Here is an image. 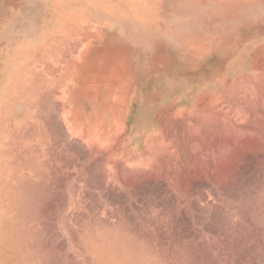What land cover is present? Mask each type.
I'll return each mask as SVG.
<instances>
[{"label": "rangeland", "instance_id": "obj_1", "mask_svg": "<svg viewBox=\"0 0 264 264\" xmlns=\"http://www.w3.org/2000/svg\"><path fill=\"white\" fill-rule=\"evenodd\" d=\"M64 7L80 10L63 23L77 31L93 15L81 10L106 9L0 0V13L12 15L0 18V102L18 50L36 43L40 12ZM141 10L143 24L172 22L175 35L189 36L190 57L200 54L211 86L191 109L149 102L152 113L138 124L150 134L139 151L92 156L84 141L62 136L63 174L42 162L50 173L32 178L41 191L29 195L22 131L13 126L21 113L0 106V264H264V0H141ZM94 15L103 23L133 17ZM13 92L21 96L20 87Z\"/></svg>", "mask_w": 264, "mask_h": 264}, {"label": "crops", "instance_id": "obj_2", "mask_svg": "<svg viewBox=\"0 0 264 264\" xmlns=\"http://www.w3.org/2000/svg\"><path fill=\"white\" fill-rule=\"evenodd\" d=\"M77 1L103 2L106 9L81 10L93 15L88 14L90 22L86 20L85 28L79 31L73 26L64 30L63 25L69 17L78 19L79 9L40 12L36 43L18 50L15 67L4 86L0 106L10 105L11 114L21 113L12 123L22 131L23 186L28 195L41 191V180L31 189L32 178L50 173L41 168L42 162L57 163L55 174H63L62 136L81 139L92 156H102L111 148L124 153L139 151L143 136L150 134L138 124L152 113L149 102L160 103L159 108L172 103L178 111L191 109L198 95L211 86L206 82L200 54L190 57L189 36L183 32L175 35L172 22L162 25L147 20L143 24L141 0H113L119 9L112 11L107 0ZM94 11H122L133 17L118 19L111 15L103 23ZM10 16L8 9L0 13L3 21ZM158 55L164 59L158 61ZM221 65V53H217L214 85L216 80L220 85ZM18 87L20 97L13 92ZM127 87L132 90L129 107H134L128 117Z\"/></svg>", "mask_w": 264, "mask_h": 264}, {"label": "bare ground", "instance_id": "obj_3", "mask_svg": "<svg viewBox=\"0 0 264 264\" xmlns=\"http://www.w3.org/2000/svg\"><path fill=\"white\" fill-rule=\"evenodd\" d=\"M76 1V0H75ZM36 52V51H35ZM50 65V64H49ZM37 66V65H36ZM46 71V70H45ZM53 71V70H52ZM55 71V70H54ZM38 73V72H37ZM38 77H39V75H38ZM35 79V78H34ZM232 88V87H231ZM48 96H50V95H48ZM207 121V120H206ZM1 130V129H0ZM2 149V148H1ZM0 162H1V160H0ZM2 163V162H1Z\"/></svg>", "mask_w": 264, "mask_h": 264}]
</instances>
